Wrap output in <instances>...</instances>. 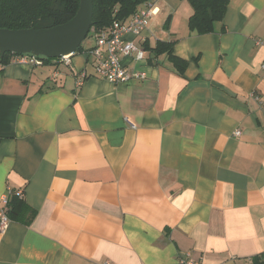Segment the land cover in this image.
Here are the masks:
<instances>
[{
	"label": "crops",
	"instance_id": "1",
	"mask_svg": "<svg viewBox=\"0 0 264 264\" xmlns=\"http://www.w3.org/2000/svg\"><path fill=\"white\" fill-rule=\"evenodd\" d=\"M150 2L125 35L144 59L123 58L145 79L96 76L92 36L69 63L0 64V205L22 191L0 264L264 261V0H227L206 33L187 0Z\"/></svg>",
	"mask_w": 264,
	"mask_h": 264
},
{
	"label": "trees",
	"instance_id": "2",
	"mask_svg": "<svg viewBox=\"0 0 264 264\" xmlns=\"http://www.w3.org/2000/svg\"><path fill=\"white\" fill-rule=\"evenodd\" d=\"M146 0H92V25L87 36L95 31L109 27L113 21H123L134 11L140 8ZM193 13L189 17L188 25L191 30L206 33L212 30L213 21L220 19L226 8L227 0H187ZM80 0H0V28L27 29L48 28L71 19L77 12ZM211 13V14H210ZM211 15V16H210ZM85 40V39H84ZM83 40V41H84ZM83 43V42H82ZM82 43L76 52L83 49ZM148 48V46H146ZM145 48V49H146ZM156 55L166 53L168 59L182 71L186 61L173 54V42L158 41L154 47L149 48ZM74 52L73 54H75ZM72 54V55H73ZM19 54L6 52L0 58V64L6 65ZM43 63L57 60L39 56ZM22 196L11 192L6 213L9 216L14 202ZM260 264H264V261Z\"/></svg>",
	"mask_w": 264,
	"mask_h": 264
},
{
	"label": "built area",
	"instance_id": "3",
	"mask_svg": "<svg viewBox=\"0 0 264 264\" xmlns=\"http://www.w3.org/2000/svg\"><path fill=\"white\" fill-rule=\"evenodd\" d=\"M157 8L153 3H147L145 7H140L132 13V17L128 23L121 21H113L106 29L95 31L92 35L94 45L86 52L94 57V72L95 75L112 83L128 82L131 79H145L147 74L144 71L128 69L123 64V58L134 53L136 60L144 59V51L137 47L132 41L127 40L125 35L132 33L139 35L147 26L149 18L155 13ZM71 55H63L57 58L58 62L69 63ZM14 61L27 63L31 65L40 64L42 59L39 56L25 53L14 57ZM264 71V63L261 66ZM87 76L86 71L79 74V82ZM125 121L131 128H135V124L126 117ZM240 132L236 131L235 135ZM17 195H22V191H17ZM10 193L4 194L1 197L0 205V230L3 231L8 223L9 216L6 213ZM176 264H205L200 259L190 257L179 258Z\"/></svg>",
	"mask_w": 264,
	"mask_h": 264
},
{
	"label": "water",
	"instance_id": "4",
	"mask_svg": "<svg viewBox=\"0 0 264 264\" xmlns=\"http://www.w3.org/2000/svg\"><path fill=\"white\" fill-rule=\"evenodd\" d=\"M92 0H80L76 14L68 21L48 28H0V58L6 52L46 58L72 55L92 25Z\"/></svg>",
	"mask_w": 264,
	"mask_h": 264
},
{
	"label": "rangeland",
	"instance_id": "5",
	"mask_svg": "<svg viewBox=\"0 0 264 264\" xmlns=\"http://www.w3.org/2000/svg\"><path fill=\"white\" fill-rule=\"evenodd\" d=\"M93 41L92 37L89 35L87 36V38H85V40L83 41V46H88L91 44V42ZM90 47V46H89ZM89 47H87L86 49H88Z\"/></svg>",
	"mask_w": 264,
	"mask_h": 264
}]
</instances>
